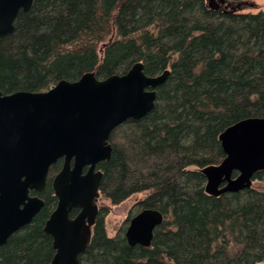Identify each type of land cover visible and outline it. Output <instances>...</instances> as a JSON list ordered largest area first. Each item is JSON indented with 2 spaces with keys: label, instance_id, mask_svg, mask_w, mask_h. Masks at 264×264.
Instances as JSON below:
<instances>
[{
  "label": "trees",
  "instance_id": "trees-1",
  "mask_svg": "<svg viewBox=\"0 0 264 264\" xmlns=\"http://www.w3.org/2000/svg\"><path fill=\"white\" fill-rule=\"evenodd\" d=\"M139 62L148 76L170 74L155 108L113 132L112 156L98 166L100 198L118 205L139 196L138 211L157 209L164 221L150 247L130 246L126 230L108 235L100 209L81 264H264V192L213 196L201 172L225 158L224 130L264 117L263 11L211 8L208 0H34L0 38V91H47L87 72L105 79ZM62 165L50 169L44 208L0 245V264L52 261L44 228ZM254 180L264 181V170Z\"/></svg>",
  "mask_w": 264,
  "mask_h": 264
},
{
  "label": "water",
  "instance_id": "water-1",
  "mask_svg": "<svg viewBox=\"0 0 264 264\" xmlns=\"http://www.w3.org/2000/svg\"><path fill=\"white\" fill-rule=\"evenodd\" d=\"M33 2L0 0V38L14 32L19 13L28 12ZM220 2L232 10L246 3ZM209 6L220 8L212 2ZM169 74L148 76L139 62L127 73L105 79L87 72L47 91H0V245L43 209L45 202L29 193L44 190L51 167L62 159L52 183L57 204L44 228L56 251L47 264H81L100 212L104 172L97 167L112 156L111 136L128 120L141 119L155 108L157 89ZM219 140L225 158L201 170L206 192L220 196L252 188L254 176L264 170V117L233 124ZM74 210L79 212L73 217ZM163 221L161 211L141 210L126 229L129 245L150 247Z\"/></svg>",
  "mask_w": 264,
  "mask_h": 264
},
{
  "label": "rangeland",
  "instance_id": "rangeland-1",
  "mask_svg": "<svg viewBox=\"0 0 264 264\" xmlns=\"http://www.w3.org/2000/svg\"><path fill=\"white\" fill-rule=\"evenodd\" d=\"M208 2L214 3L215 5L220 7V9L231 10V7H228L227 4L222 5L220 0H208ZM240 10H242L243 12L253 13H257L260 11L264 12V0H248ZM115 36L116 33H113L112 36L108 38V41L113 39ZM253 188L264 192V181L255 180L253 183ZM138 199L139 196H133L118 205H112L103 197L99 199L98 205L100 209L107 208L105 225L107 233L110 237H114L123 230H126L130 223L129 219L140 212L138 211V208L136 206Z\"/></svg>",
  "mask_w": 264,
  "mask_h": 264
},
{
  "label": "flooded vegetation",
  "instance_id": "flooded-vegetation-1",
  "mask_svg": "<svg viewBox=\"0 0 264 264\" xmlns=\"http://www.w3.org/2000/svg\"><path fill=\"white\" fill-rule=\"evenodd\" d=\"M214 4V3H213ZM215 5V4H214ZM97 169H99L98 167H97ZM60 171V170H59ZM58 171V172H59ZM57 172V173H58ZM56 173V174H57ZM55 174V175H56ZM55 175H53V177H52V181H51V184L53 183V179H54V177H55ZM49 178H50V176H48V180H49ZM48 180H47V182H48ZM47 184V183H46ZM46 188V187H45ZM45 188H44V190L42 191V192H40V193H36L34 190H32L30 193H29V195L31 196V197H35V196H37V197H39L40 199H42L45 203H46V201H45V199H44V197H43V193H44V191H45ZM52 188H53V185H52ZM53 191H54V189H53ZM101 192V191H100ZM54 195H55V192H54ZM44 208V207H43ZM78 212H79V210H74L73 212H72V215H73V213H75L74 215L76 216L77 214H78ZM74 217V216H73ZM32 223V222H31Z\"/></svg>",
  "mask_w": 264,
  "mask_h": 264
},
{
  "label": "bare ground",
  "instance_id": "bare-ground-1",
  "mask_svg": "<svg viewBox=\"0 0 264 264\" xmlns=\"http://www.w3.org/2000/svg\"><path fill=\"white\" fill-rule=\"evenodd\" d=\"M161 74V73H160ZM104 217V216H103Z\"/></svg>",
  "mask_w": 264,
  "mask_h": 264
}]
</instances>
